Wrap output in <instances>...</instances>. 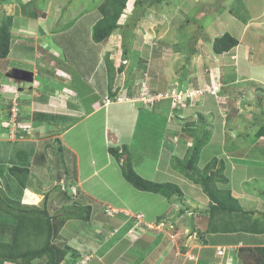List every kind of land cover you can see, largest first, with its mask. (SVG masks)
I'll list each match as a JSON object with an SVG mask.
<instances>
[{
    "label": "rangeland",
    "instance_id": "374dc122",
    "mask_svg": "<svg viewBox=\"0 0 264 264\" xmlns=\"http://www.w3.org/2000/svg\"><path fill=\"white\" fill-rule=\"evenodd\" d=\"M29 2L32 0H0V24L7 16L14 19L11 53L7 59L0 60V194L3 200L10 204L21 200L43 208L48 193L47 206L50 214L56 216L54 222L58 227L55 244L66 242L69 247L65 261L70 259L72 251H77L81 255V260L77 259L79 264H88L94 256L91 264H213L211 259L216 248L209 247L205 251V245L194 232L198 230L212 244L214 234L205 233L209 200L200 186L180 170L187 153L177 152L175 158L171 156V148L178 145L171 137L178 133L173 131L172 134L169 129L173 128L165 124L163 117L168 113L162 111L163 106H154L155 111L145 112L142 124L137 118L136 134L132 135L129 146L140 175L180 187L183 198L171 200L138 191L122 177L119 164L107 156L108 147L113 145H104L101 134L104 120L100 114L96 119L83 120L73 131L63 135L64 121L56 117L63 115V109L48 98L70 90L75 97L70 103L76 102L85 108L87 97L94 96L95 79L101 82L105 78L107 54L115 68L125 66L123 73L116 74L113 84V90L120 97L118 101L127 102L129 95L138 96L131 101L142 100L148 109L151 102L161 100V96H149L154 95L159 86L158 77L164 71L169 84L166 82L162 91L178 85L177 80L185 81L190 87L182 86L180 91L177 89L179 92L174 90L171 96L165 95L176 99L172 102L170 119L181 120L180 127L196 126L180 134L182 140L192 142L194 135L197 136L195 132L201 135L209 130L210 149L203 153L199 167L204 168L209 158H226L235 197L246 210L264 212V138L254 139L258 123H264V0H168L163 3L148 0L139 15L135 14V0H131L120 21L126 23L137 18L135 25L127 30V37L131 33L133 37L126 42L130 51L126 62L124 36L120 30L103 44L92 39L93 25L101 17L98 7L104 0H36L41 14L38 20L28 17L26 5ZM226 33L239 39L240 44L230 53L218 55L213 52V42ZM99 55L103 57L101 63ZM17 68L33 70L37 73L35 79L32 71V82L19 80L16 84L13 72L20 70ZM106 79L108 83L107 75ZM235 79L240 83L242 95L226 93V100L219 97L217 110L210 99L213 113L202 114L205 112L202 109L205 100L201 99L204 95L197 94L198 98L192 95V99H196L185 102L186 95L196 92L201 85L204 89L217 86L218 94L224 96V85ZM107 92L108 88L104 93ZM166 101L162 100V104ZM152 111L155 112L153 118L149 116ZM42 113L55 116L49 121ZM107 117L121 129V115L109 112ZM75 121L66 119L65 126ZM223 136L226 147L222 150ZM57 139L65 147L62 152L58 150ZM31 147H36L38 154L33 156L35 160L31 159L35 164L30 185L23 189L8 169L20 165L26 149ZM42 153L44 159H50L45 167L36 165ZM55 153L60 158V166ZM60 168L68 172V178H60ZM67 191L69 195L65 197L60 194ZM75 202L91 205L90 222L63 218L64 207L78 210ZM2 206L5 204L0 200ZM122 207L129 213H121L118 208ZM1 209L0 241L10 242L16 219ZM248 237L246 242H264V236ZM194 244L204 247L201 259L199 255L194 256L198 251ZM102 247L103 258L99 254ZM108 247L111 252L106 255ZM234 250L237 251L233 248L228 253L232 256ZM118 256L121 258L114 262ZM220 260L216 264H227L224 258ZM231 264L239 263L235 259Z\"/></svg>",
    "mask_w": 264,
    "mask_h": 264
},
{
    "label": "trees",
    "instance_id": "16d2710c",
    "mask_svg": "<svg viewBox=\"0 0 264 264\" xmlns=\"http://www.w3.org/2000/svg\"><path fill=\"white\" fill-rule=\"evenodd\" d=\"M167 1L168 0H150L151 3H163ZM35 2L36 0H32V2L26 5V13L30 19L38 20L41 14L37 11L38 8ZM146 2H148V0H135V14L138 13L139 15V12L144 8ZM130 3L131 0H104L98 7V12L101 17L92 28V39L97 44L108 42L112 34L120 30V33L124 36L122 41L125 62L128 60V55L130 53L126 42H129L133 37L132 33L127 37V30L133 23L135 25L137 22V18L126 23L120 22L125 11L129 8ZM13 25L14 19L12 16H7L1 21L0 60L7 59L10 55L13 39ZM239 44V39L230 33H226L222 37H218L214 40L213 52L218 55H224L233 51ZM194 51L195 49H193V52ZM105 63L109 80L108 94L112 100L116 101L118 97L117 91L113 90L115 76L116 74L123 73L125 71V66L122 65L119 68H115L108 54L105 57ZM157 82L164 86L166 85L165 71L161 77H158ZM139 112L138 122L142 124L145 111L140 108ZM42 114V117L49 121L55 116L53 115L51 117L50 114ZM150 115L151 113H149V116ZM56 117L64 121L63 127H68L65 126L67 124V117L63 115H56ZM258 125L259 129L254 139L264 138V123L259 122ZM188 130H193L191 125L190 127H184V132ZM188 134H191L190 131ZM194 134H197V136L194 135L192 144L187 150V155L183 159L184 165H182L180 170L191 181L200 186L202 192L209 200L208 209H206L208 219L205 233L214 234V236H236L239 234L264 236V212L246 210L238 198L235 197L229 186L230 178L229 174H227L226 158H218L215 156L209 158L210 160L204 168L199 167L200 159L202 158L201 153L210 141L209 130L206 129L201 135L200 132H195ZM57 143L59 144V152H62L65 147L60 145L61 141L59 139H57ZM130 147L131 146L128 144L121 146L113 145L109 146L107 149L108 155L119 164L122 177L129 184L138 191L154 193L168 200L174 197L183 198V192L177 184L170 182L158 183L140 175L135 169L136 160L134 161V157L131 154L133 151H131ZM33 150L35 151L33 155L31 152L23 154L25 156L19 162L20 165H12L8 169L9 174L16 179L19 186L23 189H28L30 178L33 174L32 165L35 164L34 160L36 159L33 156L36 152L38 154V150ZM43 153H46L47 156L45 150H43ZM43 153L41 157L38 156L36 160V165L40 167L47 166V162L50 160L47 157L44 159ZM57 155L55 153L54 157H56L55 160L58 161L57 164L60 166V158ZM32 158H34V160L31 161ZM60 171V178L69 177L67 171L63 172L62 169ZM68 186L72 187L73 185ZM60 194L64 197L65 195H69L68 191L67 193L60 192ZM70 197L67 198L70 199ZM44 198L46 204L41 208L35 205L22 204L21 200L13 201L12 204H10L5 199L3 200L0 194L1 203L5 204V207L2 206L0 209L2 208L1 210L4 213L16 219L12 240L10 242L0 241V264H5L6 262L15 264H34V262L37 261H45L44 264H60V262H64V264H79L77 259H79L81 255H79L77 251H72L70 259L65 261L69 250V247H67L68 245H66V242H62L60 245L59 243L55 244L56 236L58 235V227L54 222L56 216L50 214L47 206L49 194L47 193ZM75 205H78V210L73 209V207H71L73 210L69 207L68 210H65L67 207H64L65 217L63 218L69 221L82 220L84 223L90 222L93 211L91 205L82 206L78 202ZM259 214L260 216H258ZM194 232L197 234L201 244L205 246L209 245V242L204 238V234L200 233L198 230H194ZM222 249H219L218 255L219 252H223ZM95 258L94 256L88 264H91ZM239 264H264V247L240 248Z\"/></svg>",
    "mask_w": 264,
    "mask_h": 264
},
{
    "label": "crops",
    "instance_id": "0c3cea01",
    "mask_svg": "<svg viewBox=\"0 0 264 264\" xmlns=\"http://www.w3.org/2000/svg\"><path fill=\"white\" fill-rule=\"evenodd\" d=\"M111 38H112V36L110 37V40H111ZM102 60H103V57L102 56L100 57V55H99V63H101ZM17 69H20V68H17ZM20 70H26V71H30V72L33 71L31 69H20ZM36 74L37 73L34 72V79H35V75ZM106 75H107V73L105 71V75H104L105 78H104V80H101V82L99 80H97V78L95 79L96 80V81H94L95 82V88H94V90L92 92V94L94 96H93L92 99H90L89 97H87L88 103L86 105L85 104L86 101L84 102V104L86 106L85 108L83 106H81V105H76V102H74L72 104L70 103V99H74L75 98L74 96H72V93H70V90H68L66 93H64V92L59 93V96L56 95V94L49 96V98H48L49 101H54L55 103L57 102L58 106H61V108L63 109L61 111L62 114L63 115H67L65 117H67L68 119H72L73 121L76 120L75 122H73L72 125H70V126H68L66 128V130L63 132V135H65L68 132L73 131V129L74 128H77V126L81 122H84L83 120L89 119V118H92L93 119L97 115L100 114V116L103 117V120H104V125L102 126V132H101V134L103 136V140H104V145L105 146L106 145L107 146H109V145L121 146V145H127V144L129 145V143L132 142V140H133V139H131V137H132V135L135 132V128H137L136 126L138 125L136 123V120H137V118L139 117V114H140L139 109L141 108L145 112H148V110L151 111V109H154V111H155V108L156 107L162 105L163 106V110L162 111L168 113V115L166 117H163V119L166 118L165 119L166 120L165 124H167V126H169L170 128H173V130L172 129H169V131H171L172 134H173V131H175V132L178 133V134H174V136L171 137V139L173 141H177V144H178L174 149L171 148V150H173L171 152L172 153L171 156L174 157L175 155H177V152H178V154L180 153L182 155H186L187 150L191 146V143L192 142L185 143L186 141L182 140V136L180 135L183 132V127H180L182 121L179 120V119H176V120L174 119L175 121H173V120L170 119V115H171L170 113L172 112L171 111V109H172V102H174V98L173 97L166 98L164 95H166V93H167V94H169L171 96V92H173L174 90H177L178 89L180 91L182 89L181 88L182 86L184 87V89H186L185 86H187V87H190V86L186 85V82L185 81L177 80L179 82V83L177 82L178 85H174L173 88H170L169 87L167 90L162 91V88H165V87H164V85L159 84V86L155 88V91H154V95L153 96H156L158 98L161 96L160 97L161 100L160 101H155L157 103L155 104V102H154L153 105L151 107L149 106L148 109H147L146 108V104H143L142 103L143 102L142 100H141L142 102L140 100L131 101V100L137 99L138 96L129 95L130 96V98H129L130 101H127V102L126 101H124V102L123 101H118V99L120 98L119 95H118L116 101L115 100H112L109 97V94H108L109 91L107 92V94L104 93V92L107 91V88H108V83H107ZM96 77L99 78V76H96ZM166 81H167V75H166ZM17 83H18V81H16V84ZM167 83L169 84V81H167ZM175 83H176V81H175ZM239 84L240 83H237L236 82V79H235V81L230 82V83H227V85H224V88H226V89H224L225 90V93H224L225 95L224 96H222L223 95L222 94V95H218L217 97H215L213 95L205 94L203 97H201L202 100H205L204 103L202 102L203 103V106H204L202 109H203V111H205L202 114L213 113V112H211L212 110H210V107H211V105H210V99H213V104L214 103L216 104V108L214 110H217L220 107V104L218 103L219 97L221 99H224V100H226L225 98L228 97V94H231L232 96L240 97L242 95V90L241 91L239 90V86H240ZM205 85H207V82L205 83ZM203 86L204 85H201L200 87H203ZM200 87H197V88H199L201 90H205L204 88H200ZM213 87L215 88L217 86H213ZM213 87L212 88L210 87V89H213ZM240 88H241V86H240ZM142 90H143V88H142ZM142 90H141V95L143 94ZM226 93H228V94H226ZM195 97L198 98V96H195ZM196 98H194V99H196ZM194 99H192V100H194ZM108 100H110V101H108ZM162 100H167V101H166L165 104L164 103L162 104ZM185 100H187V99H185ZM82 101H80V102H82ZM223 103H226V102L224 101ZM136 105H138L137 109L135 108ZM154 106H155V108H154ZM167 108H168L169 111H167ZM136 110H138V113L136 112ZM154 111L150 112L152 118H153V116L155 114ZM109 112H110L111 115H115L116 114V115H121L122 116L120 118L123 121L122 124H121V129H118L116 127V123L114 121L111 122V120L107 117V115H108ZM181 113H179V114L181 115ZM219 113H220V111H219ZM175 118H177V117H175ZM192 118H194V119H192L193 122L196 121L195 120V117H192ZM98 120H100V118ZM94 121H96V120H94ZM100 121H99V123H100ZM201 121H203V119ZM92 122L93 121L91 120V124H92ZM199 122L200 121H197V123H199ZM166 128L167 127H165V129L163 128V130H166ZM191 128L192 129H196V126H193L192 125ZM135 134H136V132H135ZM165 134H167V132L166 133H163V136H166ZM89 139H91V137H89ZM210 140H211V138H210ZM210 143L211 142L209 141L208 142V145L205 146V148L203 149V151L201 153V156L203 155V153H205L206 151H208L210 149ZM37 145H38V143H37ZM68 146H70V145H68ZM71 147H72V151H75L76 150L73 145ZM225 147H226V141H225V137L223 136V137H221V149L223 150ZM35 148H33V147L28 148V149H26V152L27 153L28 152H31L32 155H33V153L35 152L33 149H35ZM174 151H176V152H174ZM107 156H109V155H107ZM79 165H78V167H79ZM80 173H82V172H80ZM229 186L232 189V181L231 180H230ZM233 194H234V192H233ZM21 203L22 204H27V203H23L22 201H21ZM118 209L123 214L129 213V211L125 207L118 208ZM151 224H149L148 226H152ZM149 229H151V228H149ZM249 235L250 234H239V235H236V236H214L212 244H209V245H206L205 246L206 247L205 251L209 247L216 248L215 249L216 252L213 253L214 258L211 259V262L214 261L213 264H216V261L218 263H220V261H221L220 259H222V258H224L226 260V263L227 264H231L232 261H235V259L238 260V263H239V249L240 248H242V247H264V242H246L247 240L245 238H249L248 237ZM259 237H261V236H259ZM255 238H258V236H256ZM220 240H221V242H220ZM251 240H253V239H251ZM194 247H196L197 250H198L197 253L194 254V256L195 257H198V255H199L200 256V259H201V254H202V251L204 250V247L202 245L198 246L197 244L196 245L194 244ZM103 248L104 247H102V249L99 251V254H100L101 258H103L102 257L103 255L101 254ZM114 248H116V247H114ZM202 248H203V250H202ZM222 248L227 251V253L224 256L223 255H218L219 249H222ZM233 248L236 249L237 251L235 252V250H234V253L231 256V253H228V252H230V250H232ZM110 252H111V248L108 247L107 248L106 255H108ZM193 252L194 251H192V253ZM228 254H230V255L228 256ZM204 256H207V255H204ZM120 258L121 257L118 256L114 262H116L117 259H120ZM197 259L198 258H196L195 260H197ZM131 262L132 261H130V263ZM209 264H210V262H209Z\"/></svg>",
    "mask_w": 264,
    "mask_h": 264
},
{
    "label": "clouds",
    "instance_id": "9594fccd",
    "mask_svg": "<svg viewBox=\"0 0 264 264\" xmlns=\"http://www.w3.org/2000/svg\"><path fill=\"white\" fill-rule=\"evenodd\" d=\"M11 53V52H10ZM221 85H219V87H220ZM196 91H203V94L202 95H205V94H209V95H213V96H215V97H217L219 94V88H217V87H215V88H213V89H205V90H201V89H198V90H196ZM212 91H215L216 92V94H212L211 92ZM194 93H195V91H194ZM161 95V94H160ZM159 95V96H160ZM202 95H200V96H202ZM165 96V95H164ZM194 96H197V94H194ZM149 97H156V96H153V95H151V96H149ZM166 98H169V97H167V96H165ZM186 99H188V100H192V97H189V98H186ZM155 101H160V100H155ZM155 101H153V103L155 102ZM174 101H176V99H174ZM178 101V100H177ZM187 100H185V102H186ZM149 102H151V101H149ZM153 103L151 102V105H153ZM156 103V102H155ZM194 122H196V121H194ZM183 132H184V127H183ZM182 132V133H183ZM192 144V143H191ZM29 205V204H28ZM222 251H223V253L222 254H219V255H225L226 253H227V251L225 250V249H222Z\"/></svg>",
    "mask_w": 264,
    "mask_h": 264
},
{
    "label": "water",
    "instance_id": "95a60500",
    "mask_svg": "<svg viewBox=\"0 0 264 264\" xmlns=\"http://www.w3.org/2000/svg\"><path fill=\"white\" fill-rule=\"evenodd\" d=\"M13 73H15L13 78L16 81H19V80H25V82H32L33 81V73L30 71L15 70Z\"/></svg>",
    "mask_w": 264,
    "mask_h": 264
},
{
    "label": "built area",
    "instance_id": "2783aa9c",
    "mask_svg": "<svg viewBox=\"0 0 264 264\" xmlns=\"http://www.w3.org/2000/svg\"><path fill=\"white\" fill-rule=\"evenodd\" d=\"M212 94H216V92L215 91H212L211 92ZM194 94H200V95H202L203 94V91H196L195 93L193 92V93H189V94H187L186 96H187V98H189V97H192V95H194ZM223 252H219V254H222Z\"/></svg>",
    "mask_w": 264,
    "mask_h": 264
}]
</instances>
